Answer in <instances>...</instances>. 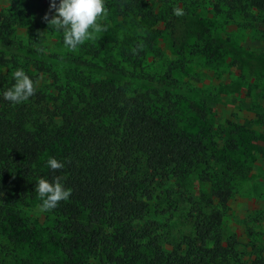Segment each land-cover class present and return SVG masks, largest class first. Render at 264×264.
<instances>
[{"label":"trees","instance_id":"obj_1","mask_svg":"<svg viewBox=\"0 0 264 264\" xmlns=\"http://www.w3.org/2000/svg\"><path fill=\"white\" fill-rule=\"evenodd\" d=\"M111 1L119 14L145 7V0ZM200 2L214 13L264 25V0H193ZM12 8L19 11L16 4ZM10 21L0 13V222L32 197L39 179L59 176L71 196L46 214L61 235L62 264L235 263L232 244L223 246L219 232L231 190L228 170L211 181L209 198L196 199L183 188L188 224L180 240L162 235L148 218L143 184L184 186L204 162L216 159L204 136L179 129L177 98L137 92L115 65L108 72L89 70L88 76L74 72L73 86L61 83L42 54L22 56L23 41L4 30ZM123 57L140 67L133 56ZM17 69L36 82V93L14 105L2 94L15 83ZM233 143L226 142L230 152L236 151ZM49 158L64 167L51 170ZM250 264H264V257Z\"/></svg>","mask_w":264,"mask_h":264},{"label":"rangeland","instance_id":"obj_2","mask_svg":"<svg viewBox=\"0 0 264 264\" xmlns=\"http://www.w3.org/2000/svg\"><path fill=\"white\" fill-rule=\"evenodd\" d=\"M15 4L19 11L13 12ZM105 6L108 16L101 23L106 31L76 51L65 48L63 35L42 19L49 0H0V13L12 20L4 25L6 33L23 41L22 56L32 50L42 54L61 83L73 86L74 72L88 76L89 70L108 72L115 65L137 92L175 96L179 129L204 136L216 159L204 162L184 186L183 181L180 187L175 181L143 184L141 189L149 192L143 197L148 218L162 235L180 240L188 224L183 188L196 199L209 198L211 181L228 170L231 190L221 209L222 245L232 244V264L264 257V25L214 13L193 0H145L141 12L128 14H119L111 0ZM177 7L183 15L174 14ZM140 43L142 50L134 54ZM127 54L140 67L132 68L123 57ZM228 140L235 152L226 148ZM40 203L34 192L0 222V264L63 263L61 235L53 218L37 210Z\"/></svg>","mask_w":264,"mask_h":264},{"label":"clouds","instance_id":"obj_3","mask_svg":"<svg viewBox=\"0 0 264 264\" xmlns=\"http://www.w3.org/2000/svg\"><path fill=\"white\" fill-rule=\"evenodd\" d=\"M49 13H52L49 16ZM177 16L183 15L179 7L174 9ZM108 10L105 0H49V10L43 16L47 27H51L57 33L63 35L65 48L76 51L78 46L86 41L99 39V34L106 31V26L101 23L106 20ZM143 44L137 45L132 51L142 50ZM13 78L15 83L11 88L3 92V99L14 104H21L27 101L36 93V82H34L22 69H17ZM47 167L56 171L62 169L64 164L55 158H49ZM63 177H54L49 182L46 179H39L35 184L34 191L37 193L41 203L37 206L39 212H50L54 210L61 201H67L71 196V190L66 189L62 184Z\"/></svg>","mask_w":264,"mask_h":264}]
</instances>
